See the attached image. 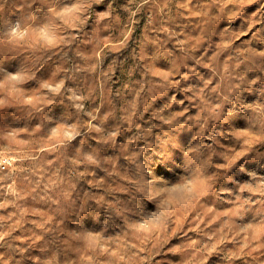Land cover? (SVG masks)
<instances>
[{
  "label": "rangeland",
  "instance_id": "1",
  "mask_svg": "<svg viewBox=\"0 0 264 264\" xmlns=\"http://www.w3.org/2000/svg\"><path fill=\"white\" fill-rule=\"evenodd\" d=\"M0 264H264V0H0Z\"/></svg>",
  "mask_w": 264,
  "mask_h": 264
},
{
  "label": "built area",
  "instance_id": "2",
  "mask_svg": "<svg viewBox=\"0 0 264 264\" xmlns=\"http://www.w3.org/2000/svg\"><path fill=\"white\" fill-rule=\"evenodd\" d=\"M1 166H2L3 168H5V167H6V164H5L4 162H2V163H1Z\"/></svg>",
  "mask_w": 264,
  "mask_h": 264
},
{
  "label": "clouds",
  "instance_id": "3",
  "mask_svg": "<svg viewBox=\"0 0 264 264\" xmlns=\"http://www.w3.org/2000/svg\"><path fill=\"white\" fill-rule=\"evenodd\" d=\"M13 31H15V30H13Z\"/></svg>",
  "mask_w": 264,
  "mask_h": 264
}]
</instances>
